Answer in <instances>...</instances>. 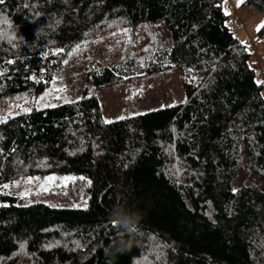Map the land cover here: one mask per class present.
<instances>
[{
  "label": "trees",
  "instance_id": "obj_1",
  "mask_svg": "<svg viewBox=\"0 0 264 264\" xmlns=\"http://www.w3.org/2000/svg\"><path fill=\"white\" fill-rule=\"evenodd\" d=\"M229 1L0 2V96L42 91L87 37L127 34L90 91L0 122V264H264V56L254 68ZM239 2L264 43V0ZM157 21L167 37L134 50ZM169 69L183 102L105 119L94 90ZM46 174L70 176L72 206L15 192Z\"/></svg>",
  "mask_w": 264,
  "mask_h": 264
},
{
  "label": "rangeland",
  "instance_id": "obj_2",
  "mask_svg": "<svg viewBox=\"0 0 264 264\" xmlns=\"http://www.w3.org/2000/svg\"><path fill=\"white\" fill-rule=\"evenodd\" d=\"M229 3L231 6H228ZM224 10L229 14L226 24L233 35L245 45L254 44L256 54L252 55L251 61L252 66L258 69V61H262L264 56V43L257 36V30L263 22L261 14L251 5H241L237 0L227 2ZM238 22L244 24L247 31L237 27ZM146 28L150 36L141 32V41L134 50L151 40L156 43L159 37H167L161 21L147 23ZM126 36L125 30L117 29L83 39L56 68L49 84L42 91L26 90L0 96V117L18 115L25 112V108H51L76 100L84 90L90 91L92 87L87 78V70L94 64L118 61L126 48ZM259 77L258 73L256 79ZM94 92L98 95L106 120L171 107L183 102L185 98L180 72L175 69L150 76L143 75ZM69 179L67 175H36L23 184L16 183L15 192L26 204L42 201L54 206H72L73 203L64 197L61 189Z\"/></svg>",
  "mask_w": 264,
  "mask_h": 264
},
{
  "label": "built area",
  "instance_id": "obj_3",
  "mask_svg": "<svg viewBox=\"0 0 264 264\" xmlns=\"http://www.w3.org/2000/svg\"><path fill=\"white\" fill-rule=\"evenodd\" d=\"M228 6H231V4L229 3ZM237 27L243 28L245 31H247V28L241 22L237 23ZM247 49H248V52L251 53L252 55L256 54L255 46L253 45V43L247 45ZM263 84H264V81H263Z\"/></svg>",
  "mask_w": 264,
  "mask_h": 264
},
{
  "label": "snow or ice",
  "instance_id": "obj_4",
  "mask_svg": "<svg viewBox=\"0 0 264 264\" xmlns=\"http://www.w3.org/2000/svg\"><path fill=\"white\" fill-rule=\"evenodd\" d=\"M0 2H3V0H0ZM237 2L239 3V0H237ZM9 63H10V61H9ZM256 83H257V84H260V83H262V82H261V81H256ZM23 110H24L25 112H27V111H30L31 109L25 108V109H23ZM6 119H7V116H5V117H0V122H2L3 120H6ZM49 179H51V177H50ZM4 187H7V185H4ZM232 191H233V192H236L237 189H236V188H233ZM112 223H113V224H116V221L113 220ZM23 246H24L23 244L20 245L21 248H23Z\"/></svg>",
  "mask_w": 264,
  "mask_h": 264
}]
</instances>
